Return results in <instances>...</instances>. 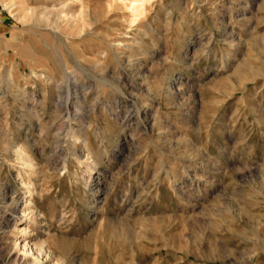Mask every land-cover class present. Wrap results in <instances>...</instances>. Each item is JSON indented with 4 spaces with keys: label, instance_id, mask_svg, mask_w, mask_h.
Segmentation results:
<instances>
[{
    "label": "rangeland",
    "instance_id": "1",
    "mask_svg": "<svg viewBox=\"0 0 264 264\" xmlns=\"http://www.w3.org/2000/svg\"><path fill=\"white\" fill-rule=\"evenodd\" d=\"M131 1L0 0V264H264V0Z\"/></svg>",
    "mask_w": 264,
    "mask_h": 264
},
{
    "label": "bare ground",
    "instance_id": "2",
    "mask_svg": "<svg viewBox=\"0 0 264 264\" xmlns=\"http://www.w3.org/2000/svg\"><path fill=\"white\" fill-rule=\"evenodd\" d=\"M130 7L132 8V10L135 12L136 15L137 14L139 15V13H142V11H143V1L142 0H133L130 3ZM23 230H24V228L21 227L20 231L22 232ZM24 250L27 252L26 247H24ZM36 257L38 258L39 264H42V259L40 257V254L37 253Z\"/></svg>",
    "mask_w": 264,
    "mask_h": 264
}]
</instances>
